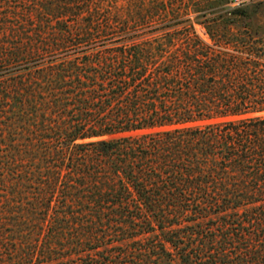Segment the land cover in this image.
I'll return each instance as SVG.
<instances>
[{"label": "trees", "instance_id": "trees-1", "mask_svg": "<svg viewBox=\"0 0 264 264\" xmlns=\"http://www.w3.org/2000/svg\"><path fill=\"white\" fill-rule=\"evenodd\" d=\"M115 10L0 3V264H264L259 26L47 60L109 36Z\"/></svg>", "mask_w": 264, "mask_h": 264}, {"label": "rangeland", "instance_id": "rangeland-1", "mask_svg": "<svg viewBox=\"0 0 264 264\" xmlns=\"http://www.w3.org/2000/svg\"><path fill=\"white\" fill-rule=\"evenodd\" d=\"M3 0H0V3ZM188 1V3H185ZM113 0L117 15L116 28L109 35L101 38L90 39L84 45L71 46L69 50L57 55L49 56V62H63L64 60L85 57L97 58L104 52L126 47L132 42L152 45L158 48H171L173 51L186 46L185 35L196 40L201 39L206 45L219 49L213 40L215 34V20H221L222 16L231 18L232 11L228 0H211L206 6L198 7L190 0ZM199 2V0H197ZM205 1V0H203ZM208 1V0H206ZM232 18L239 22L253 21L259 27L254 30L256 38L264 37V1L250 4L244 9L232 12ZM219 20V21H220ZM126 23L127 27L124 25ZM124 30L128 33L124 34ZM188 31V32H187ZM172 39L174 45L166 43V39ZM172 47H170V45ZM195 46L192 45V48ZM44 63V62H43ZM27 68L26 65H13L7 68L5 75L20 74ZM3 75L0 73V76ZM263 116L264 113L253 115ZM93 141L95 139H92ZM92 140H87L90 142Z\"/></svg>", "mask_w": 264, "mask_h": 264}, {"label": "built area", "instance_id": "built-area-1", "mask_svg": "<svg viewBox=\"0 0 264 264\" xmlns=\"http://www.w3.org/2000/svg\"><path fill=\"white\" fill-rule=\"evenodd\" d=\"M231 9L245 8L250 4L263 2L264 0H228Z\"/></svg>", "mask_w": 264, "mask_h": 264}]
</instances>
